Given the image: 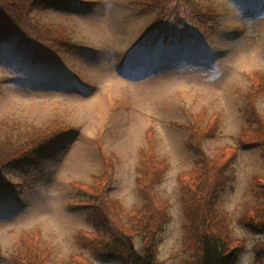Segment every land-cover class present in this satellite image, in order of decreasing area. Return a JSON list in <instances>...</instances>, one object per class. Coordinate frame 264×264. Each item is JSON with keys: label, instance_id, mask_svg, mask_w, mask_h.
I'll list each match as a JSON object with an SVG mask.
<instances>
[{"label": "rangeland", "instance_id": "obj_1", "mask_svg": "<svg viewBox=\"0 0 264 264\" xmlns=\"http://www.w3.org/2000/svg\"><path fill=\"white\" fill-rule=\"evenodd\" d=\"M26 1L0 3L15 2L18 11V2ZM71 1L64 9L32 6L28 13L36 27L30 32L64 30L68 45L96 52L69 46L59 52L66 69L58 72L33 60L17 39L0 47V137L16 131L17 122L36 134L29 139L38 138L43 125H53V135L58 134L38 161L9 168L6 179L23 183L17 194L0 196V264H23L19 257L26 240L48 254V264H73L81 253L92 264H123L82 249L76 236L95 230L85 203L92 205L94 177L105 172L109 154L115 163L107 179L110 196L128 212L142 203L136 168L151 137L153 152L166 164L155 189L170 203L157 239L158 263L189 259L180 174L199 165L204 154L212 158L229 147L236 155L214 209L224 217L230 238L241 244L236 264H253L264 236L243 221L257 205L264 147L242 144L249 134L244 130L255 125L252 112L264 116V0ZM165 10L175 35L166 40L161 33L143 47L146 29L162 20ZM205 17L214 30L203 27ZM40 44L55 48L44 40ZM141 61L150 65L146 71ZM61 71H72L82 85ZM214 119L216 131L199 144L193 134L204 133Z\"/></svg>", "mask_w": 264, "mask_h": 264}, {"label": "trees", "instance_id": "obj_2", "mask_svg": "<svg viewBox=\"0 0 264 264\" xmlns=\"http://www.w3.org/2000/svg\"><path fill=\"white\" fill-rule=\"evenodd\" d=\"M79 2L81 1L77 0L75 4L80 5ZM12 3V6H9L8 2L0 3V7L2 6L0 8V47L13 38L17 39L21 47L32 51L31 55H35L33 60L47 67L45 69L52 68L58 72L62 68L66 69L61 58L58 57L59 52L68 50L69 46L83 48L84 51L87 49L86 52L88 50L96 52L95 49L85 48L80 44L68 45L69 38L64 30L49 35L30 32L36 27L35 24H32L28 13L32 6L41 5L47 8L64 9L72 3L71 0H27L25 3L18 2V11H14L16 4ZM145 5L152 10L160 7L159 4ZM168 11L165 10L166 15L162 16V20H158L159 22L157 21L146 29L141 43L143 47L151 45L152 40L161 33L165 35L163 37L166 40L175 35L170 20H164ZM204 13L206 15L210 11L205 10ZM201 24L207 30L215 29V25L206 17L201 21ZM42 40L51 42L55 48L40 44ZM204 42L205 39L201 40V43ZM69 50L74 49L70 48ZM207 56L211 58L210 53H207ZM149 66L148 63L141 61L143 71H146ZM61 72L63 78L75 81L79 86L82 85L72 71L67 75L63 71ZM261 83H263L262 80L257 82L258 86L256 87L262 86ZM256 94L257 92H254L250 95L251 100ZM251 119L255 125L244 130V133L248 131L249 134L242 145L264 147V116L261 117L256 111H253ZM17 123L19 125L16 131L13 130L10 134L9 131H6L4 136L0 137V196L3 191H5V195L17 194L16 189L23 183L10 182L6 179L9 168L20 167L27 159L38 161L39 154L48 145L50 146L58 135H53V130H51L54 128L53 125H43L40 128L45 129L44 132L36 139H29L27 135L36 134L27 133L22 128L21 122ZM217 127L218 123L214 119L204 133L200 135L196 130L193 135L197 142L202 144L204 140L213 136ZM154 144L155 139L151 137L149 147ZM149 147L141 151V159L136 168L138 182L142 185L139 188L142 203L131 212L126 211L118 200L110 196L111 187L108 185L107 179L112 176L115 168L111 154L105 156L107 158L104 163L105 172L94 177V195L91 200H88V202H92V205L85 203V206L92 209L90 216L94 221L95 230L90 233L79 232L76 239L82 249H90L96 257H116L123 264H159L158 251L156 250L157 239L162 227L169 219L170 203L167 199L161 198L155 189L166 164L163 161V163L158 161V155L153 152L154 147L152 150ZM235 152V149L225 147V149L220 148L218 154L212 158L204 154L199 165L180 174L183 192L182 204L187 221L185 228L189 235L184 243V248L187 254L190 253L189 259L184 264H236V255L241 244L230 238L229 231L223 225L224 217L214 209L217 194L228 181L227 171L235 158ZM103 183L105 186L102 189L101 184ZM256 186L257 191L254 192V199L257 205L249 210L247 219L243 222L249 229L264 236V180L257 182ZM25 243L26 248L19 257L21 263L48 264V254L42 251L35 241L26 240ZM255 253L253 264H264V241L256 246ZM83 255L84 253L77 255L80 260L73 258V264H92Z\"/></svg>", "mask_w": 264, "mask_h": 264}]
</instances>
